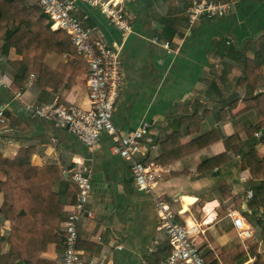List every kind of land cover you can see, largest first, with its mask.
Segmentation results:
<instances>
[{
    "label": "crops",
    "instance_id": "1",
    "mask_svg": "<svg viewBox=\"0 0 264 264\" xmlns=\"http://www.w3.org/2000/svg\"><path fill=\"white\" fill-rule=\"evenodd\" d=\"M117 1L123 3L124 18L132 28L127 36L98 8L80 2L77 14L85 26L97 29L96 39L103 37L121 48L125 79L114 116L116 128L126 136L143 122L155 125L154 149L138 158L170 170L155 197L169 205L180 223L202 225L199 245L208 264H255V252L264 259V243L248 221L254 237L241 239L231 215L236 212L245 218L247 195L258 185L242 169L243 153L256 143L255 156L264 158V146L254 142L262 133L259 120L254 111L246 110L247 102L264 94V78L252 91L257 77L264 75V0H238L224 18H202L194 26L186 15L193 0ZM2 46L0 41V109L7 122L0 125V153L14 160L21 148H28L33 167L59 170L55 191L62 196L63 235L77 201L72 176L83 164L89 168L93 191L88 210L95 218L79 224L78 248L84 263L158 264L168 258L171 246L158 230L161 219L154 197L137 189L129 163L113 153L112 138L104 135L97 147L89 149L54 121L25 111L29 104L54 103L89 109L87 65L69 86L72 72L40 86L41 63L36 62L32 68L36 79L30 78L29 86L21 89L14 84L16 71L10 63L22 57L15 49L2 55ZM258 55L263 58L256 62ZM74 61L72 56L50 55L45 65L57 71ZM246 61H253L255 74L244 82ZM55 86H59L56 92ZM9 117L19 120L11 124ZM231 137L233 146L225 140ZM232 147L242 153L233 154ZM222 155L228 160L220 166L204 164ZM3 204L0 194V208ZM10 229L11 224L0 217V240ZM60 247L50 245L41 258L63 264ZM8 251L5 244L0 254Z\"/></svg>",
    "mask_w": 264,
    "mask_h": 264
},
{
    "label": "built area",
    "instance_id": "2",
    "mask_svg": "<svg viewBox=\"0 0 264 264\" xmlns=\"http://www.w3.org/2000/svg\"><path fill=\"white\" fill-rule=\"evenodd\" d=\"M29 1L50 18L53 31H61L70 37L78 56L86 61L90 107L82 109L58 103L29 104L25 106V111L34 117L54 121L59 129L75 136L89 149L97 147L104 135L110 136L113 141V153L120 155L129 163L137 189L154 197L161 219L158 230L166 235L171 246L169 257L158 264H208L199 245V239L204 233L202 225L190 226L180 223L169 205L155 197L156 188L170 170L154 162H142L138 158L146 156L154 149L155 125L143 122L133 132L123 136L114 124L125 79L121 48L109 44L103 37L96 39L97 29L85 26L77 16L80 11L79 3H86L101 10L110 24L127 36L132 28L124 18L123 3L117 0ZM237 2L238 0H193L186 15L191 26L196 25L202 18L222 19L235 8ZM155 42L158 43V40ZM32 78L35 76L31 75ZM17 96L21 97L20 94ZM6 122L4 110L0 109V125ZM256 136L260 137L261 134ZM72 182L79 192L76 204L63 226L65 239L63 264H85L83 253L78 248L79 224L84 218H95V214L88 210L93 191L89 168L81 165L72 176ZM253 195L254 192L250 191L247 196L252 199ZM231 216L240 238L252 239L254 231L247 220L236 212Z\"/></svg>",
    "mask_w": 264,
    "mask_h": 264
},
{
    "label": "trees",
    "instance_id": "3",
    "mask_svg": "<svg viewBox=\"0 0 264 264\" xmlns=\"http://www.w3.org/2000/svg\"><path fill=\"white\" fill-rule=\"evenodd\" d=\"M51 27L50 18L40 8L30 5L29 0H0V41L3 43L1 53L7 56L11 49H15L22 57V61L10 63L16 71L14 84L18 88L26 89L29 86L33 64L36 62L41 63L40 86H46V81L48 83L55 77L58 81L61 73L66 76L72 72L69 86L83 72L81 68L87 65L78 56L70 37L61 31H53ZM50 55H68L75 61L53 71L45 65V59ZM262 58L258 55L255 60L258 62ZM246 63L244 82L251 81L255 74L253 61ZM65 76H62L63 80ZM263 78L264 75L257 77L256 86L252 87L253 92ZM58 89L59 86H55L54 91ZM1 105L0 102V107ZM246 105L247 112L256 113L259 131L262 132L259 141L254 142L264 146V94H258ZM18 120L12 119L11 124ZM212 137L213 135L207 139ZM225 140L227 145L233 146L235 138ZM255 144L242 156L243 171H249L253 182L258 184L254 189L255 195L248 202L249 212L245 213V218L264 243V158L258 159L255 156ZM231 152L235 155L242 153L233 147ZM32 156L33 153L28 148H21L14 160L6 159L0 153V178H6L5 182H0V194L4 195L0 217L2 222L11 224L8 234L0 240V251H3L5 244L9 246L7 253L0 254V264H53L41 258L49 246L56 244L58 248L62 246L64 251L65 239L61 232L64 219L59 211L62 196L55 191L56 184L61 180L60 172L52 167H33ZM227 157L222 155L206 160L204 164L220 166L227 162ZM254 248L257 249L258 246ZM255 256V264H264L261 255L255 252Z\"/></svg>",
    "mask_w": 264,
    "mask_h": 264
},
{
    "label": "rangeland",
    "instance_id": "4",
    "mask_svg": "<svg viewBox=\"0 0 264 264\" xmlns=\"http://www.w3.org/2000/svg\"><path fill=\"white\" fill-rule=\"evenodd\" d=\"M30 5H33L32 3H29ZM33 80H35L36 79V77L35 78H32ZM251 189H252V187H251Z\"/></svg>",
    "mask_w": 264,
    "mask_h": 264
},
{
    "label": "water",
    "instance_id": "5",
    "mask_svg": "<svg viewBox=\"0 0 264 264\" xmlns=\"http://www.w3.org/2000/svg\"><path fill=\"white\" fill-rule=\"evenodd\" d=\"M203 19H205V18H203Z\"/></svg>",
    "mask_w": 264,
    "mask_h": 264
}]
</instances>
